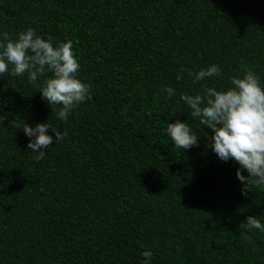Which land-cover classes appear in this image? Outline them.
Returning <instances> with one entry per match:
<instances>
[{
    "label": "trees",
    "instance_id": "1",
    "mask_svg": "<svg viewBox=\"0 0 264 264\" xmlns=\"http://www.w3.org/2000/svg\"><path fill=\"white\" fill-rule=\"evenodd\" d=\"M29 27L73 41L91 98L61 121L40 80L0 76V264H264V232L240 227L264 222V187L242 195L180 98L246 69L264 83V0H0V33ZM177 119L198 146L174 148ZM41 121L68 135L36 161L22 128Z\"/></svg>",
    "mask_w": 264,
    "mask_h": 264
},
{
    "label": "clouds",
    "instance_id": "2",
    "mask_svg": "<svg viewBox=\"0 0 264 264\" xmlns=\"http://www.w3.org/2000/svg\"><path fill=\"white\" fill-rule=\"evenodd\" d=\"M80 68L71 39L54 42L53 36H41L31 27L15 37L7 32L0 33V76L10 73L17 77L27 73L30 83L36 84L40 80L42 99L61 121H67L73 109L91 98L90 84L78 75ZM184 72L193 82L223 75L221 67L215 63L198 71L182 66L177 79ZM161 91L167 98L176 93L171 86ZM180 98L188 106L191 117L198 118L200 125L212 130L208 143L218 159L234 160L239 164L236 176L242 184V195H247L250 185L264 187V83L258 74L246 69L242 76L230 77L227 87L205 85L202 92L182 94ZM4 103L6 101L0 99V108ZM57 105L60 106L58 110L54 108ZM22 129L28 138L27 149L36 161L44 159L53 140L59 144L68 135L49 121L37 122L34 126L25 123ZM165 132L175 149L185 151L199 145L200 136L192 131L187 121L168 122ZM245 170L248 175L244 174ZM240 227L264 232V222L254 215L247 216ZM142 255L145 258L143 264H150L152 251L146 250Z\"/></svg>",
    "mask_w": 264,
    "mask_h": 264
}]
</instances>
